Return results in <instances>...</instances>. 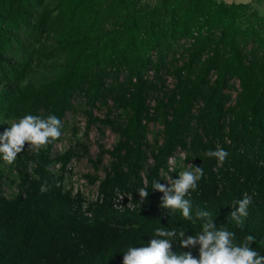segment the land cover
Wrapping results in <instances>:
<instances>
[{"label": "trees", "instance_id": "1", "mask_svg": "<svg viewBox=\"0 0 264 264\" xmlns=\"http://www.w3.org/2000/svg\"><path fill=\"white\" fill-rule=\"evenodd\" d=\"M76 105L87 130L109 128L116 142L91 158L80 141L54 152L60 135L39 153L25 146L7 175L0 163V264H123L156 228L198 234L201 221L170 214L152 189L154 180L165 184L178 152L204 170L190 196L193 216L212 212L235 243L252 235L264 255V16L249 3L0 0V134L28 114L55 115L62 134ZM99 106L108 109L103 119L93 115ZM217 145L229 153L223 166L204 155ZM78 151L96 172L109 158L102 178L85 175L98 183L87 205L64 186ZM5 185L17 192L6 197ZM140 188L148 191L141 203ZM116 192L138 206L114 210ZM245 192L256 195L237 227L230 213ZM172 250L190 249L177 239ZM191 251L198 258V246Z\"/></svg>", "mask_w": 264, "mask_h": 264}, {"label": "clouds", "instance_id": "2", "mask_svg": "<svg viewBox=\"0 0 264 264\" xmlns=\"http://www.w3.org/2000/svg\"><path fill=\"white\" fill-rule=\"evenodd\" d=\"M61 127V121L55 115H48L46 118L31 114L23 116L0 134V158L11 165L25 150V146L36 153L46 150L48 145L59 139ZM204 155L215 158L218 166H223L229 153L217 145L214 151H206ZM172 164L174 167L175 162L172 161ZM203 176L201 166L189 164L186 170L179 172L176 179L169 177L165 184L159 180L152 182V189L163 194L160 207L170 214L179 211L185 220L201 221V231L185 237L184 230L178 232L176 228H156L146 246L129 247L124 252L123 264H264V255L251 247L255 243L252 235H246L238 244L235 243L233 231L224 226L217 227L212 212L197 209L193 216L190 196L197 190L198 182ZM40 190L45 192L47 189L42 185ZM138 195L143 202L148 191L140 188ZM255 195V192L252 195L245 192L242 199L233 201L234 210L230 217L237 227L243 226ZM177 239L181 248L190 250L180 254L174 252L172 246ZM197 246L198 258L191 251Z\"/></svg>", "mask_w": 264, "mask_h": 264}, {"label": "rangeland", "instance_id": "3", "mask_svg": "<svg viewBox=\"0 0 264 264\" xmlns=\"http://www.w3.org/2000/svg\"><path fill=\"white\" fill-rule=\"evenodd\" d=\"M150 1V0H147ZM220 2L224 3H249L254 9H256L259 14L264 16V0H218ZM167 84L171 87L173 84V81L171 79H168ZM235 94V93H234ZM233 94V95H234ZM108 114V109L106 107H97L93 111V115L95 117H98L99 119H103ZM65 130L61 134V140L55 145L54 152L56 153H63L70 147L76 148V142L80 141L82 144H84L87 147L88 155L91 158H95L98 151L99 146H103L105 149H111L113 145L116 142V136L111 132L109 128L101 127L97 124L90 125L89 129L87 130V117L83 112V107L76 105V110L74 112H70L66 115L65 119ZM99 127L103 130V135L99 132ZM76 129V134L73 135L72 129ZM150 131H156L159 129L156 125H150L149 126ZM149 139H152V136H148ZM81 151H78V158L72 159L69 166L67 167L66 175L64 176V184L66 188L71 187L74 189L75 187L78 190L83 191V193L87 190L88 191V198L89 201L94 200L96 196V187L97 183L90 184L87 179L85 178V175H97L99 178L103 177V168L107 165V162L109 160L108 156H105L103 159V162L97 172L94 170V168L88 163L87 156H82ZM185 156V155H184ZM181 158L179 166V172L186 169L187 165L190 164V162H186L184 160L183 162V153L181 154L178 152V156ZM0 161L2 168L5 170V174L7 175V167L9 164H7L3 159ZM58 167H55V170L57 171ZM178 176V175H177ZM172 179L173 177L170 176ZM169 178V177H168ZM168 178L166 179V182H168ZM177 177H175L176 179ZM17 192L16 185H5L4 186V193L6 197H11L13 194Z\"/></svg>", "mask_w": 264, "mask_h": 264}, {"label": "built area", "instance_id": "4", "mask_svg": "<svg viewBox=\"0 0 264 264\" xmlns=\"http://www.w3.org/2000/svg\"><path fill=\"white\" fill-rule=\"evenodd\" d=\"M180 153L182 154L183 152H180ZM184 155L185 154L183 153V157H182L183 162L185 160ZM177 156H178V153L175 154V156L169 158V160H168V168H167L168 172L164 173L165 182H166V179L170 176H172L173 179H175V177H177V176L173 175L175 170L179 169L178 165L180 164V161H181V158H179ZM172 161L175 162L174 167H173ZM178 174H179V172H178ZM64 186H65V184H64ZM65 190L70 191L72 193V196L79 194L83 198L84 205H87V204L92 203V202H96L98 199L97 187H96V196H95L94 200H91V201H89L87 190L83 193L82 189L78 190L76 187L74 189H72L71 187H68V189H67L66 186H65ZM139 202L141 203L140 198H139ZM137 206L138 205H136V203H134V201H133L132 195L127 194V193H122V192H116L115 197H114L113 202H112L113 209L120 212V213H122L124 211H133Z\"/></svg>", "mask_w": 264, "mask_h": 264}]
</instances>
